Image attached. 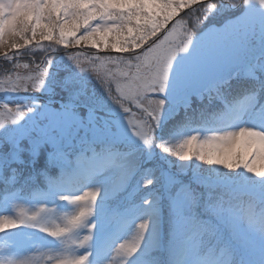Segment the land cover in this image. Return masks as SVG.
<instances>
[{"label": "clouds", "instance_id": "obj_1", "mask_svg": "<svg viewBox=\"0 0 264 264\" xmlns=\"http://www.w3.org/2000/svg\"><path fill=\"white\" fill-rule=\"evenodd\" d=\"M169 3L176 14L149 18L122 51L85 53L89 63L121 72L95 74L67 50L74 71L25 85L28 94L59 90L58 110L47 99L39 108L31 100L0 104L14 113L0 120V148L9 149L0 151V183L24 200L50 193L72 203L95 192L102 205L112 202L105 239L119 259L105 264H264V172L239 152L227 163L211 155L238 134L264 142V0ZM93 7L79 13L85 37L106 18L123 24L125 14ZM133 112L139 123L130 137ZM71 176L79 194H63ZM95 227L88 219L79 237H89L81 247L87 264L101 243ZM38 229L56 237L45 230L54 225Z\"/></svg>", "mask_w": 264, "mask_h": 264}, {"label": "rangeland", "instance_id": "obj_2", "mask_svg": "<svg viewBox=\"0 0 264 264\" xmlns=\"http://www.w3.org/2000/svg\"><path fill=\"white\" fill-rule=\"evenodd\" d=\"M137 0H0V56L9 55L10 57L14 55H20L21 52L26 47H32L34 44H28L27 41H39L42 43L38 48L42 47L44 49L50 48L51 50H57L59 48H68L75 45V49L72 50L76 57H78V63H84L85 67L92 71L95 74H100L104 76L111 77L113 73H119L122 69L109 66L107 64L89 63L85 58V53L89 49H94L97 51L99 48L106 47L109 49V42L113 40V36L117 34L120 23H113L109 19L106 18L105 21L101 22L102 27L96 29L94 32H89L87 38H83L76 43L65 44V46L60 45V43L55 42L57 40L52 34V39L49 40L47 36H51L53 33L52 28L47 27L48 23H42V18L47 14V17L51 16L57 20L56 16L63 19V21H70L71 15H66V13H73L77 9H82L84 11L94 13L96 6H106L108 12H116L124 6L128 4L136 5ZM49 7V9L46 8ZM88 7V8H87ZM36 11H35V10ZM63 10V15L59 13L57 10ZM35 11V19L33 22L35 23V31L30 32L25 36H18V28L22 29L25 27V22L22 21V18L29 17ZM38 11V12H37ZM255 11V10H254ZM66 33V32H64ZM113 33V34H112ZM116 39V38H115ZM82 47L83 50H82ZM48 49V50H50ZM111 49V48H110ZM117 51H122V49H118ZM15 63H19L16 61ZM67 58L65 56V52L60 53L59 56L55 58L51 71H44L43 74L41 72H34V74H25L21 75L19 86L22 87L23 90H27L28 88L25 86L30 83H36L40 77L45 78V84H49L51 81L55 80L57 77H60L62 74H67L70 70L74 71V68L71 66L66 67ZM10 72L8 77H11L13 74ZM7 75H0V81ZM53 92V96L51 97L54 101L58 100V103L49 104L50 111H56L59 109L60 105V94L56 91L49 89L48 93H44L42 91L41 94H28L22 91H17V89L10 83L2 85L0 84V104H8L11 107L14 103H22L28 104L29 101H34L37 107H42L41 101L44 96L49 95ZM18 94L19 96L15 95ZM35 95H40L38 98ZM128 106L125 105V108ZM45 112L48 114L49 118H54L53 113L49 112L45 109ZM1 119H11L14 116V113L7 112L0 109ZM45 113H40L43 117ZM27 118V117H26ZM130 124L129 130L127 125H125V131L127 135L131 134V131L134 130L131 128L132 126L137 125L139 122L135 119V113L129 117ZM70 131V130H69ZM59 134V133H57ZM247 140V138H246ZM251 141V143H245L243 145L245 155H249L251 153L252 157V165L254 172H264V142L259 141L257 139L247 140ZM188 148L185 150L187 151ZM0 151H9L8 147L5 146L0 148ZM48 151L47 148L42 149L39 159L41 163L44 161V155ZM236 150L232 151L230 148H225L223 153L220 154L219 157L216 155V159L219 160H230ZM255 154V156H253ZM79 177H68L64 182V187L70 189V191H65L63 194H79L81 188L78 185ZM80 196H83L81 194ZM89 198H85L84 203L88 202ZM96 199H101V197H96ZM81 205L72 204L65 205L60 200L53 199L52 196L47 199H38L34 204L26 203L23 199L16 197L9 204V207L6 209H0V220L3 218L10 219H19L21 212L26 213L27 215H32L33 213H40L41 209H44L43 218L41 219V223L43 224H51L55 227L59 226L60 228H68L69 234H72L71 241H63L60 243L63 234L55 237L53 240V236L50 239L44 240L42 246L36 245L33 241H31L32 248H26L20 250L14 257L8 259L7 262H0V264H74L76 258L82 256V249L79 246V237H81L86 229L84 226L70 229V227L66 223V219L76 215ZM53 209L55 211V215H49L47 210ZM90 217V216H89ZM88 219L96 221V227L94 228V233L96 234L97 239L101 242L100 246L94 251L93 256L90 258L94 261V264H105V261H108L114 258L113 261L118 260L119 257L112 253L111 249L108 246V242L106 241V237L112 231V225L114 224V219L112 216H108L104 218L102 217V212L100 211V207L96 203L93 207V216ZM87 219V220H88ZM3 229H0V231ZM68 231V230H67ZM65 231L64 233H67ZM60 244H62L60 246Z\"/></svg>", "mask_w": 264, "mask_h": 264}, {"label": "trees", "instance_id": "obj_3", "mask_svg": "<svg viewBox=\"0 0 264 264\" xmlns=\"http://www.w3.org/2000/svg\"><path fill=\"white\" fill-rule=\"evenodd\" d=\"M86 6H88V4L84 5L83 7H86ZM82 8L74 11L73 13H75V15H71L70 18L72 19L67 22L63 21L62 18L56 16V18L59 19V23H55L54 21L56 20L52 17V15L50 17L49 16L47 17V14L44 15V17L42 18V23L43 24L48 23L47 27L52 28V31H53V33H47V35L51 34V36H47V38L51 40L52 34H55L53 35L54 37L57 38L55 42L60 43V45H63V46H65V44L76 43L77 41L83 38H87L82 33V26H85V21L83 17L79 16L80 12H84ZM47 9H49V7ZM57 11L63 15V12L61 9H58ZM176 11H177L176 7L174 5H171L169 3V0H137L136 5L128 4L125 7L123 6L118 12L125 14L124 22L123 24H120L117 34L115 35V37H113V41L109 42V47H111V49L113 50H118L119 48L122 49V45L125 44L126 42H131L132 38L137 35V30L142 25L147 23L149 18L167 16L169 19H171V17L176 14ZM30 19L31 18L26 19L25 27H23L22 29H19L18 35L20 37L28 35L30 32H32L31 26L34 25L35 23L33 22L34 19L33 20H30ZM94 21H96L95 18L88 21V23L93 24ZM69 41H71V43H69ZM27 43L34 44L32 47H26V48H33L34 50H32V53L35 56H40L42 52L50 49V48L44 49L42 47L38 48L39 46L35 45L34 41L32 42L27 41ZM16 64L17 63L15 62L2 61L0 62V67L2 66L7 67L8 70H4L3 72L9 73L11 72L9 70L14 69ZM1 69L2 68H0V75H3L1 73ZM135 131L136 129L134 130V132ZM128 136L131 137L132 133L129 134ZM244 149H245L244 147L238 148L237 152H239L241 154V157L245 160L246 155L244 153ZM215 154L216 153L214 151L211 153L214 159H215ZM234 155L235 153L233 154V156ZM1 194H6L8 197L11 198L16 193L13 191L11 187H5L3 183H0V196ZM97 202L98 204L102 205V201H97ZM1 204L2 202L0 200V205ZM111 204L112 202L106 203V206H110L108 207V209L112 208ZM0 239L8 241L9 243L11 242V237L6 233H1Z\"/></svg>", "mask_w": 264, "mask_h": 264}, {"label": "snow or ice", "instance_id": "obj_4", "mask_svg": "<svg viewBox=\"0 0 264 264\" xmlns=\"http://www.w3.org/2000/svg\"><path fill=\"white\" fill-rule=\"evenodd\" d=\"M78 63V62H77ZM46 70H42L41 74ZM251 143V141L246 140V136L237 135L235 139L232 141L230 145V150L234 151L238 148H242L245 143ZM189 151H191L192 145L189 143ZM188 154V151L185 152V155ZM218 163H227L226 160H217ZM96 193L90 192L86 193L83 196H78L75 198V200L72 201L73 204H79L81 205L76 215L69 217L66 219L67 225L70 227V229L79 228L85 225V222L87 221L88 217L92 215L93 213V207L96 200ZM85 198H89L87 203H84ZM44 209H41L40 212H44ZM40 213H33L32 215H27L24 212H21L19 219H10V218H3L0 220V229L5 228H13L17 227L21 224H29L30 226H36L40 227L43 225V223L39 220ZM39 221L40 223H37ZM47 231H51V234L54 236H60L65 231L69 230L68 228H60L59 226L55 227L54 230L45 229ZM89 239V237H84L83 240L79 241V246H84L85 242ZM88 257L87 256H80L75 259L74 264H87Z\"/></svg>", "mask_w": 264, "mask_h": 264}, {"label": "flooded vegetation", "instance_id": "obj_5", "mask_svg": "<svg viewBox=\"0 0 264 264\" xmlns=\"http://www.w3.org/2000/svg\"><path fill=\"white\" fill-rule=\"evenodd\" d=\"M48 60L46 59V62H45V59H43L42 61H40L41 64H47ZM45 67V66H43Z\"/></svg>", "mask_w": 264, "mask_h": 264}, {"label": "bare ground", "instance_id": "obj_6", "mask_svg": "<svg viewBox=\"0 0 264 264\" xmlns=\"http://www.w3.org/2000/svg\"><path fill=\"white\" fill-rule=\"evenodd\" d=\"M113 260H114V258H113Z\"/></svg>", "mask_w": 264, "mask_h": 264}]
</instances>
